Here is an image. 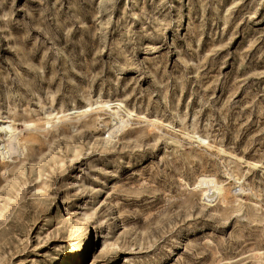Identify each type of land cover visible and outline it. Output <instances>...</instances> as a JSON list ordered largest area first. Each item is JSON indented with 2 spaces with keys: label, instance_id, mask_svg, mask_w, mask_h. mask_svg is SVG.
<instances>
[{
  "label": "rangeland",
  "instance_id": "374dc122",
  "mask_svg": "<svg viewBox=\"0 0 264 264\" xmlns=\"http://www.w3.org/2000/svg\"><path fill=\"white\" fill-rule=\"evenodd\" d=\"M0 264H264V0H0Z\"/></svg>",
  "mask_w": 264,
  "mask_h": 264
},
{
  "label": "bare ground",
  "instance_id": "6f19581e",
  "mask_svg": "<svg viewBox=\"0 0 264 264\" xmlns=\"http://www.w3.org/2000/svg\"><path fill=\"white\" fill-rule=\"evenodd\" d=\"M119 104V102L117 103ZM112 103L111 102H108V103H105V106H108V107H111ZM92 109V106H88V107H85V108H81L79 109L77 112H85V111H88V110H91ZM131 114V113H130ZM155 119V118H154ZM10 120L5 122L4 124H7L8 125H2L1 126V129L4 128L5 129H8V131L10 132V130L12 129V125L10 124ZM124 124V122H123ZM121 128V127H120ZM118 129L116 130H111L110 133L113 134L117 131ZM12 132V131H11ZM13 133V132H12ZM14 140V139H13ZM12 140V142H13ZM9 147V146H8ZM13 149H16L14 147L13 144H10V150H13ZM17 150V149H16ZM15 150V151H16ZM196 189H201L203 191V194L204 196H206V199L208 202H212V201H215L218 197V193H219V201H222L223 198H224V184L223 183H220L216 177H213V176H208V175H204V176H201L199 182L196 184L195 186ZM68 209V208H67ZM70 215L73 213V211H71L70 209H68L67 211ZM68 215V214H67ZM68 215V216H70ZM81 218H75V223H76V226L78 227L79 226V222L81 221L80 220ZM81 224V223H80ZM77 245V244H76Z\"/></svg>",
  "mask_w": 264,
  "mask_h": 264
}]
</instances>
